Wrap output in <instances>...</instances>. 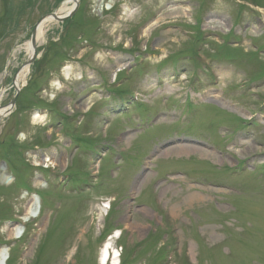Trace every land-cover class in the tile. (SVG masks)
<instances>
[{
	"label": "rangeland",
	"instance_id": "obj_1",
	"mask_svg": "<svg viewBox=\"0 0 264 264\" xmlns=\"http://www.w3.org/2000/svg\"><path fill=\"white\" fill-rule=\"evenodd\" d=\"M65 6L0 118L7 264H264V0H0V105Z\"/></svg>",
	"mask_w": 264,
	"mask_h": 264
},
{
	"label": "bare ground",
	"instance_id": "obj_2",
	"mask_svg": "<svg viewBox=\"0 0 264 264\" xmlns=\"http://www.w3.org/2000/svg\"><path fill=\"white\" fill-rule=\"evenodd\" d=\"M70 1H73L74 0H70ZM69 12V8L67 6L63 7L60 9V12L59 14L60 15H64L66 13ZM51 22L50 18H45L43 21H41V23L39 24L38 28H37V41H39V39H43L45 38V35H46V32H47V24ZM27 49L30 52H32V45H31V42L28 43L27 45ZM28 70L29 68L26 67L23 69V71L19 74L18 78H17V82H19V80L23 77H25L27 74H28ZM18 84V83H17ZM8 114V109L6 110V108H3V109H0V118H3L5 117V115ZM38 116L35 115V118H37ZM190 149H194L193 147H187V146H178L176 147L175 150L171 149L170 151H180V152H186ZM38 165V163H37ZM40 204H39V201H35L33 203H31V205L28 207L27 209V218L29 217H37L40 215L41 213V208H40ZM107 208V207H110L109 203L107 205L104 206V208ZM104 212L105 211H98L96 213V219H97V222H98V225L99 223L102 221L103 217L105 216L104 215ZM18 230V229H17ZM23 230L19 229L17 231V237H19L21 234H22ZM109 244L106 245L104 247V249L102 250L101 254H100V260H101V264H108V257L110 255V251H109ZM5 248L1 251L0 253V264H7V262L9 261L10 259V254L7 256V253H5ZM116 258V254L114 256Z\"/></svg>",
	"mask_w": 264,
	"mask_h": 264
},
{
	"label": "water",
	"instance_id": "obj_3",
	"mask_svg": "<svg viewBox=\"0 0 264 264\" xmlns=\"http://www.w3.org/2000/svg\"><path fill=\"white\" fill-rule=\"evenodd\" d=\"M75 1H76V3H78V0H75ZM75 10H76V7L73 10H71L69 13L65 14V15H59V14L53 12V13L47 15L45 18H52V19H55L57 21H64L66 18H68L69 16L73 15ZM45 18H43L42 20H44ZM37 27L38 26L35 27V29L32 32V35H31V44H32V47H33V52L31 54V56L29 57V59L17 70V72L15 73V75L13 77V81H14V85L16 86L17 94L13 98V100L11 101L10 106H14L15 105L17 96H18V94L20 92V88L15 84V80H16V77H17L18 73L20 72V70L23 69V67L30 66L32 64V62L37 57V45H36V41H37ZM4 85H5V82L3 83V86Z\"/></svg>",
	"mask_w": 264,
	"mask_h": 264
},
{
	"label": "trees",
	"instance_id": "obj_4",
	"mask_svg": "<svg viewBox=\"0 0 264 264\" xmlns=\"http://www.w3.org/2000/svg\"><path fill=\"white\" fill-rule=\"evenodd\" d=\"M10 8H11L10 5H6V4H5V10H6V11H7V10H10Z\"/></svg>",
	"mask_w": 264,
	"mask_h": 264
}]
</instances>
